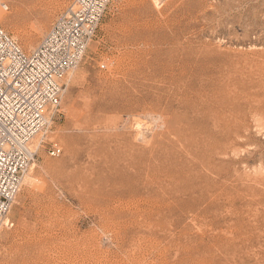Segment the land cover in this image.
Instances as JSON below:
<instances>
[{"label":"rangeland","instance_id":"374dc122","mask_svg":"<svg viewBox=\"0 0 264 264\" xmlns=\"http://www.w3.org/2000/svg\"><path fill=\"white\" fill-rule=\"evenodd\" d=\"M6 1L29 52L71 0ZM63 84L0 264H264V0H110Z\"/></svg>","mask_w":264,"mask_h":264},{"label":"built area","instance_id":"2783aa9c","mask_svg":"<svg viewBox=\"0 0 264 264\" xmlns=\"http://www.w3.org/2000/svg\"><path fill=\"white\" fill-rule=\"evenodd\" d=\"M109 2L71 0L29 52L0 26V230L33 159V139L61 104L64 78L79 65ZM8 7L0 0L1 10Z\"/></svg>","mask_w":264,"mask_h":264},{"label":"bare ground","instance_id":"6f19581e","mask_svg":"<svg viewBox=\"0 0 264 264\" xmlns=\"http://www.w3.org/2000/svg\"><path fill=\"white\" fill-rule=\"evenodd\" d=\"M73 71H74V69L71 70V71L69 72L68 76L71 75ZM42 136H43V135H42ZM39 138H40V134L37 135V136H35L34 139H33L34 145H35L36 147H37V143H38ZM28 169H29V168H28ZM25 173H26V172H25ZM24 178H25V177H24Z\"/></svg>","mask_w":264,"mask_h":264}]
</instances>
